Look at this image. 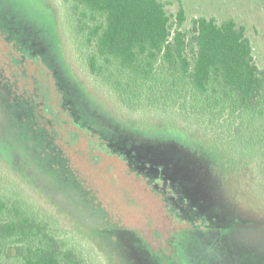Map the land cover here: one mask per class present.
<instances>
[{
	"label": "rangeland",
	"instance_id": "obj_1",
	"mask_svg": "<svg viewBox=\"0 0 264 264\" xmlns=\"http://www.w3.org/2000/svg\"><path fill=\"white\" fill-rule=\"evenodd\" d=\"M168 1L171 14L184 6V28L196 16L244 24L264 68V0ZM111 97L74 52L61 0H0V171L62 215L56 234L92 264H264L250 187L263 175L172 130L125 124ZM245 123L264 137V122Z\"/></svg>",
	"mask_w": 264,
	"mask_h": 264
},
{
	"label": "trees",
	"instance_id": "obj_2",
	"mask_svg": "<svg viewBox=\"0 0 264 264\" xmlns=\"http://www.w3.org/2000/svg\"><path fill=\"white\" fill-rule=\"evenodd\" d=\"M61 2L74 52L110 91L109 111L127 125L172 130L212 147L239 174H262L250 187L264 209V137L245 123L264 122V68L246 26L196 16L184 28V6L168 13V0ZM1 172L0 264H92L56 234L61 214L54 210L53 220L28 184Z\"/></svg>",
	"mask_w": 264,
	"mask_h": 264
},
{
	"label": "crops",
	"instance_id": "obj_3",
	"mask_svg": "<svg viewBox=\"0 0 264 264\" xmlns=\"http://www.w3.org/2000/svg\"><path fill=\"white\" fill-rule=\"evenodd\" d=\"M211 5H214V0H210L209 2ZM207 17H211V16H207Z\"/></svg>",
	"mask_w": 264,
	"mask_h": 264
}]
</instances>
